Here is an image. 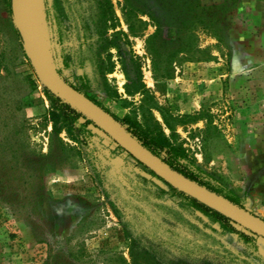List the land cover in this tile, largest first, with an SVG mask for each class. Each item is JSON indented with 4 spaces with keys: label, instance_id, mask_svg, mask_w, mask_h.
<instances>
[{
    "label": "rangeland",
    "instance_id": "1",
    "mask_svg": "<svg viewBox=\"0 0 264 264\" xmlns=\"http://www.w3.org/2000/svg\"><path fill=\"white\" fill-rule=\"evenodd\" d=\"M108 1L114 44L103 51L88 46L93 3L36 0L28 22L44 65L118 118L162 131L209 190L264 220V0H162L159 26L154 0ZM98 51L113 64L104 75ZM43 89L0 0V264H264L263 237L222 232L94 123L81 142L62 130L66 151L51 152ZM131 239L147 249L136 263Z\"/></svg>",
    "mask_w": 264,
    "mask_h": 264
},
{
    "label": "trees",
    "instance_id": "2",
    "mask_svg": "<svg viewBox=\"0 0 264 264\" xmlns=\"http://www.w3.org/2000/svg\"><path fill=\"white\" fill-rule=\"evenodd\" d=\"M125 1L126 5L131 6L130 0ZM170 1L174 2V0H169V2ZM89 2L93 3V8H95L93 14L89 18V22L95 27V34L97 35V39L95 42H89L88 46L91 47L94 43H98L101 44L100 47L101 49H103V51H107V49L114 44L113 41L108 36H106L108 29L114 26V16L111 6L109 5L108 0H89ZM161 2L162 0H154V3L150 5L147 10L149 16L151 17V20L154 21L158 26L160 25V20L156 15H154L153 10L154 8H157V10H159L162 7ZM129 27L132 30V26L130 24ZM78 38L79 40L85 41L91 39L89 35H78ZM100 54V51L96 52L92 61L95 65V73L104 75L105 73L112 71L113 64L110 61L109 53H107L105 60L100 58ZM103 62L106 63L105 66L102 65ZM68 83L76 88V86H74L70 82ZM43 92L51 105L50 117L52 120V132L50 135V151L52 152L53 143H56L59 146V150L64 153L66 151V147L59 137V133L64 130L73 141L81 142L79 136H81L83 128H85V126H87L88 124H93V122L90 119L86 118L80 111L71 106L68 102L51 92L49 89L44 87ZM95 103L98 104L97 102ZM27 104L28 102L25 101L24 105ZM98 105L101 106L100 104ZM101 108L109 113L115 120L121 123V125L125 127V130L129 132L139 143L150 150L155 156L161 158L171 168L177 170L178 172L198 182L199 184L204 185L208 189L218 192L215 187H212L209 183L199 179V177L194 172H192L180 162V158L182 156L181 150L177 146L173 145L170 140L162 133V131L151 130L147 127H143L135 119H131L129 116L118 118L103 106H101ZM80 118H82L84 121L78 124V120ZM94 126L97 127L96 125ZM57 164L58 163H54L55 167L53 166L52 169H50V172L56 170V168L59 166ZM140 164L148 173L156 176L144 164ZM157 178H159L166 184L169 191L176 193L180 198H182L189 207L202 213L205 217H207V219L210 220V222L218 223L222 232H236L243 238L251 239V235L254 234L253 232L246 230L248 232L246 233V231L238 229L236 227V225L238 224L230 220L228 217L200 202L196 198L171 186L160 177ZM138 252H147V249H145L144 245L141 246L138 239H131L130 256L135 263Z\"/></svg>",
    "mask_w": 264,
    "mask_h": 264
},
{
    "label": "water",
    "instance_id": "3",
    "mask_svg": "<svg viewBox=\"0 0 264 264\" xmlns=\"http://www.w3.org/2000/svg\"><path fill=\"white\" fill-rule=\"evenodd\" d=\"M22 2L23 0H11L12 18L21 38L27 59L43 87L49 89L80 111L138 162L150 169L157 177L220 212L244 229L264 238V220L171 168L161 158L155 156L150 150L139 143L117 120L99 105L67 83L63 78L51 72L36 52L29 22L23 12Z\"/></svg>",
    "mask_w": 264,
    "mask_h": 264
},
{
    "label": "bare ground",
    "instance_id": "4",
    "mask_svg": "<svg viewBox=\"0 0 264 264\" xmlns=\"http://www.w3.org/2000/svg\"><path fill=\"white\" fill-rule=\"evenodd\" d=\"M27 1V11L25 15L31 25L35 26L38 20L37 13V3L36 0H26Z\"/></svg>",
    "mask_w": 264,
    "mask_h": 264
}]
</instances>
